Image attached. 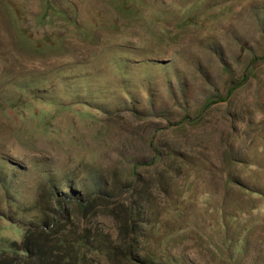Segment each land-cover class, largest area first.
<instances>
[{
	"label": "rangeland",
	"instance_id": "374dc122",
	"mask_svg": "<svg viewBox=\"0 0 264 264\" xmlns=\"http://www.w3.org/2000/svg\"><path fill=\"white\" fill-rule=\"evenodd\" d=\"M56 219L85 264H264V0H0V252Z\"/></svg>",
	"mask_w": 264,
	"mask_h": 264
},
{
	"label": "trees",
	"instance_id": "16d2710c",
	"mask_svg": "<svg viewBox=\"0 0 264 264\" xmlns=\"http://www.w3.org/2000/svg\"><path fill=\"white\" fill-rule=\"evenodd\" d=\"M94 198L88 203L79 204L80 210L86 212L96 199ZM126 215V236L135 241L137 235L132 225V211L129 209ZM72 217L68 215L63 219L71 222ZM52 223L53 226H49L48 223L45 224V220H41L39 223L25 225L21 241L9 243L7 251L0 252V264H85L87 252L97 256L115 255L117 248L107 246L105 240H100V237L93 236L90 241L92 236L89 231L87 233L84 230L85 228L74 239L67 226L60 225V220L56 219ZM53 227L56 228L53 230ZM131 248L133 241L129 243V249ZM125 259L127 264H153L139 259L131 250H128Z\"/></svg>",
	"mask_w": 264,
	"mask_h": 264
}]
</instances>
